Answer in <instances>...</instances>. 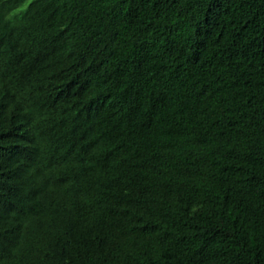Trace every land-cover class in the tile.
I'll list each match as a JSON object with an SVG mask.
<instances>
[{"label": "trees", "instance_id": "1", "mask_svg": "<svg viewBox=\"0 0 264 264\" xmlns=\"http://www.w3.org/2000/svg\"><path fill=\"white\" fill-rule=\"evenodd\" d=\"M0 0V264H264V0Z\"/></svg>", "mask_w": 264, "mask_h": 264}, {"label": "rangeland", "instance_id": "2", "mask_svg": "<svg viewBox=\"0 0 264 264\" xmlns=\"http://www.w3.org/2000/svg\"><path fill=\"white\" fill-rule=\"evenodd\" d=\"M28 1H29V0H24V1L20 4V6L17 8V10L23 8V7L25 6V4H26Z\"/></svg>", "mask_w": 264, "mask_h": 264}]
</instances>
